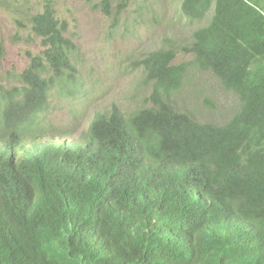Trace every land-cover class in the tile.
<instances>
[{"label": "trees", "instance_id": "16d2710c", "mask_svg": "<svg viewBox=\"0 0 264 264\" xmlns=\"http://www.w3.org/2000/svg\"><path fill=\"white\" fill-rule=\"evenodd\" d=\"M129 2L120 0L116 20ZM113 3L99 0L97 7L110 17ZM40 6L25 8L28 17L15 21L21 26L28 21L45 49L31 56L19 79L23 87L0 89V100L7 106L0 111V127L18 133L36 131L41 114L50 109L49 84L74 76L76 68L69 61L72 42L64 35L68 25L57 18L55 1L43 0ZM181 13L189 25L205 22L210 13L212 17L181 50L192 55V62L175 64L179 52L173 47L142 60L140 66L153 86L151 107L125 114L113 106L109 113L96 115L86 146L54 161L18 165L12 155H2L0 182H12L19 170L30 167L48 173L59 189L81 168L86 174L124 170L145 179L183 180L192 190L186 204H160L148 220L177 236L192 217L222 202L231 211L229 233L235 242L228 264H264V259L253 261L245 249L259 244L264 254V0H185ZM4 56L0 42V69ZM191 67L210 72L237 96V109L223 125L200 124L175 108L172 98ZM87 199L80 192L65 196L70 203ZM24 227L36 241L55 239L41 214L27 216ZM171 247L169 234L154 239L136 203L121 201L114 217L103 216L90 236L77 245L66 244L47 264H158ZM27 255L22 243L11 239L0 250V264H30Z\"/></svg>", "mask_w": 264, "mask_h": 264}, {"label": "clouds", "instance_id": "9594fccd", "mask_svg": "<svg viewBox=\"0 0 264 264\" xmlns=\"http://www.w3.org/2000/svg\"><path fill=\"white\" fill-rule=\"evenodd\" d=\"M82 1L93 5L95 9L106 16L97 7L99 0L93 3L86 0ZM119 3L120 0L118 2L114 0L113 15L106 16L112 19L114 28L121 24L122 16L128 10L131 0L116 20L115 8ZM203 22L196 23V25ZM30 32L32 33L31 29ZM32 34L34 35V33ZM66 34L64 35L67 37ZM37 40L40 42V52L33 56L41 55L45 49L42 40L39 38ZM70 40L73 49L69 61L70 65L75 66L73 58L77 52V45L72 39ZM182 48L184 47L178 48L179 55L184 54L192 57L191 54L181 52ZM179 55L175 64H178L176 61ZM31 56L30 60H32ZM27 69L17 76L18 86L15 88L20 89L24 86L19 79ZM50 77L51 75L46 78ZM81 82L77 68H75L74 76L67 74L65 81L56 85L54 83L49 84L50 105L53 95L58 90L68 96L73 93L71 99L74 101H84L82 99H86V96L81 93ZM74 91L77 92L76 96ZM6 108L7 106L3 104L1 99L0 111H4ZM47 114L48 112L45 115L41 114L38 128L31 133H18L5 130L3 126L0 127V156L12 155L18 165L63 158L65 153L78 151L86 146L88 138L85 136L89 133L95 116L105 113L96 114L87 131L81 134L79 140L70 143L61 142V139L68 138L66 136L57 140V136L53 132L54 127L44 121ZM191 191V186L187 182L175 180L169 176H164L161 179L156 177L145 179L141 174L124 170H118L108 175L95 172L86 174L82 168L69 174L64 187L59 189L48 173L31 167L21 169L14 181L10 183L0 182V250L9 240L17 239L28 252L27 262L30 264H47L48 260L58 254L66 244L77 245L84 238L90 236L98 228L103 216L106 218L114 217L118 212L119 202L123 201L136 203L139 206L140 212L152 230L154 239L165 234L170 235L172 240L171 253L168 257L157 260L158 264H228L235 250V242L229 233L231 211L222 202L216 203L205 213L192 217L177 236H172L165 225H155L148 220L153 209L160 204L183 207ZM73 192L88 195L89 199L82 203L67 202L65 196ZM31 214H41L44 217L48 226L53 229L55 239L51 241H36L34 239L24 227V220ZM245 249L253 261L259 262L264 259L259 244L255 246L247 244ZM92 254H95L94 249Z\"/></svg>", "mask_w": 264, "mask_h": 264}, {"label": "rangeland", "instance_id": "374dc122", "mask_svg": "<svg viewBox=\"0 0 264 264\" xmlns=\"http://www.w3.org/2000/svg\"><path fill=\"white\" fill-rule=\"evenodd\" d=\"M57 17L68 24L67 37L77 45L73 61L81 79L84 101H74L59 90L53 95L44 121L54 127L63 143L79 140L93 117L113 105L126 114L151 106L153 86L140 63L150 53L190 46L193 33L207 25H189L181 15L184 0H131L121 24L82 0H54ZM119 0H117L118 2ZM43 0H0V42L6 49L0 69V89L18 86L17 76L30 65V56L40 52V42L30 32L25 8H41ZM180 54L176 63H190ZM75 96L77 92L74 91ZM175 107L203 124L222 125L237 109V96L210 72L189 69L183 87L173 98Z\"/></svg>", "mask_w": 264, "mask_h": 264}]
</instances>
